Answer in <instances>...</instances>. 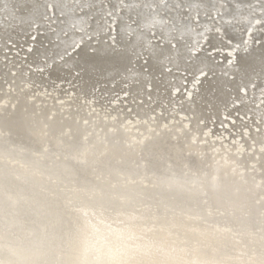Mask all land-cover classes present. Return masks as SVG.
<instances>
[{
  "label": "bare ground",
  "instance_id": "obj_1",
  "mask_svg": "<svg viewBox=\"0 0 264 264\" xmlns=\"http://www.w3.org/2000/svg\"><path fill=\"white\" fill-rule=\"evenodd\" d=\"M99 2L0 0V38L14 40L55 12L53 32L42 35L49 45L39 43L20 59L43 70L29 80L75 76L77 86L68 88L84 94L95 88L110 94L128 83L143 101L134 109L139 120L152 102L178 105L174 110L191 115L195 133L199 121L222 122L227 110L262 121L256 103L264 92L256 88H264V33L257 44L256 33L248 34L252 45L244 41L230 52L228 66L211 50L222 44L221 32L242 41L239 32L250 15L264 14V0H166L165 9L156 0L124 1L109 41L95 12ZM184 6L220 16L219 33L205 39L209 54L190 52L200 42L202 20L178 10ZM151 31L165 43L151 41ZM92 34L102 38L91 46L85 36ZM78 42L75 54L64 57ZM0 56V91L3 80L14 88L0 94V264H264V151L255 159L239 152L229 161L175 123L153 129L139 121L138 135L119 117L88 114L75 100L59 106L30 99L20 85L26 70L11 75L10 58ZM183 73L200 78L178 104L173 100L188 90Z\"/></svg>",
  "mask_w": 264,
  "mask_h": 264
},
{
  "label": "rangeland",
  "instance_id": "obj_2",
  "mask_svg": "<svg viewBox=\"0 0 264 264\" xmlns=\"http://www.w3.org/2000/svg\"><path fill=\"white\" fill-rule=\"evenodd\" d=\"M124 1H129V0H100V2L97 3L99 4V6L97 7L95 5L97 9L95 12L101 17L99 22H102L101 24L104 27V31L102 32L103 36L105 35V37L103 38L104 41H109V40H113L116 38L117 32L115 30V24H116L117 17L115 15L116 14L119 15L121 12H125L124 11L125 10ZM144 1L150 2L151 0H144ZM156 1H158L157 3H158V6L160 7L164 4L162 6V9H165L166 0H156ZM119 6H122V7L120 8ZM228 9L229 7L226 8V10ZM178 10L188 15V18L192 17L193 21H195L196 23H198L200 19L202 20V25L198 26L201 28L200 34L198 37V41L200 42L196 46V49H193L190 52L192 54H196L201 51H205L206 53H208V50L211 48H210V45L206 44L205 39L209 33H214V34L219 33V30H220L219 28L220 21H218L219 15H217V13H215L214 10H212L211 8H206V7L205 9H203V12L201 10L197 12L196 14H192L190 9L186 6L181 7L180 9L178 7ZM226 12L228 14V11H225V13ZM49 13L50 14L43 17V20L41 23H34L33 25H31L30 29L25 32L26 34L24 33L22 35L19 34V36L16 39L9 40V41H7L6 39L2 40L0 38V53L2 55L6 54V56L10 58V60L7 61V65L9 69L10 68L16 69V70H10L9 71L10 74L15 75L16 71L19 69L26 70V72L24 73L26 74L25 81L28 80L29 82L27 83L23 81L22 83L20 82V85H24L26 87L24 89L27 90V93L30 99L38 98L40 99L41 102L45 101L46 103H49L50 105L54 103V104H58L59 106L63 105L65 102H69L70 100H75L83 105L87 113L89 112L90 114H96V115L98 114L100 117H103V118L108 117L109 119L119 117L121 119L122 125L127 126V128H125L126 130H132L133 133L138 134V135L141 134V132L138 131L135 127L137 124H139V121H143V123H147V125L151 126L153 129H156L157 126L158 127H168V125H173L175 123L185 128L189 133L193 134L195 138L198 140L199 144H205L206 146H208L210 152H213V154L215 155H221V158L223 159L227 158L229 159V161H232L230 157H235V156L239 157V152L243 154H251L252 155L251 158L255 159L257 157V152L264 151V116H263L264 114V94H260L259 96H257L258 100L256 103V106L260 107V110H261L260 114L261 116H263L261 117L262 121L259 119L257 120V118H252L251 115H248V114L244 115L238 112H233V113L230 112L229 114L228 113L229 110H227V111H224L223 116H221L222 122H218L215 119H211V120L207 119L205 121H199L201 129L198 133L197 132L195 133L189 130L191 115L182 113V111L177 112L174 110L176 108H179L178 105H170V107H168L163 103L161 106L155 107L154 103L152 102V104L148 105L150 109L148 110L149 112L146 118L139 120L140 117L137 115L134 109L136 108L137 104H140L143 101L141 98L136 99L132 96L130 90L128 91V89L130 88H126L128 86V83H123L122 88H118V90L110 94L102 93L100 91L101 88H95L94 91H92L93 93L91 92L90 94H84V93H79L78 88H68L69 86L70 87L77 86L78 82L77 81L73 82L75 80L74 78L75 76H73L70 79L72 81H70V80H58L55 78H49L47 75L45 76L43 74V78L44 79L47 78L46 81L36 82L34 79L29 80V73L31 76L35 78H40L39 74H41L43 70L42 68L36 69V70H40V72L37 73V76H34L35 75L34 73H36L35 72L36 70L32 68L33 65L29 63L31 61L29 60L26 63L25 61H21L20 59L21 58L26 59V57L31 56V53H33L32 52L33 48L36 49L37 47H39L40 46L39 43L43 42V45L45 47L49 45V42L46 43L42 35L50 34L51 32H53L54 29H52L51 26L52 24H55L57 21L55 19V16L57 18L60 17V15L56 14L55 12L52 14V12L49 11ZM163 13L164 12L162 11V14ZM221 14L224 15V13H221ZM189 15H192V16H189ZM51 17L53 18V20ZM92 17L93 16H90V19H92ZM127 19L128 21L130 20L129 24H134L133 20L131 21L129 17ZM127 19H125L126 23L128 22ZM247 20H248L247 22L248 25L245 28L241 29V32H239L241 37H243L242 41L236 43V42L231 41L230 39L228 40L227 37L221 38L222 36L221 35L222 32H221L220 34H218V38L220 39L222 44H219L217 48L211 50L212 52H215L216 54L223 55L224 58H220L219 61L223 59L226 60L227 62L225 63V65L227 66L234 59V54L230 52H234L235 50H237L236 48L244 47L247 44L252 45L251 44L252 41L249 42L248 41L249 39L248 40L245 39L248 36V34L250 35L253 31L254 33H256L254 36L255 44H257L258 41L262 40V35L264 33V14L263 12L259 10L257 11V13H253L252 15H250V17ZM105 25L107 27H105ZM73 30L83 33V30L79 28H76V29L73 28ZM37 34L39 37L41 36L40 37L41 41L38 40L39 37H37ZM102 34L101 35L99 34L86 35L85 40L87 41L89 40L88 41L89 45L91 46L95 45L97 40L102 38ZM150 35L152 36L150 39L151 41H154L156 43L158 42L159 45H162L163 43H165L164 38L161 37L160 35L154 36V33L152 31L150 32ZM35 36L37 38H35ZM52 41L53 40H51V42ZM244 41H245V45H244ZM78 43L79 44H77L76 46H74V48L68 51L67 55H65L64 57L75 54L74 50H76V48L81 44V42H78ZM189 47L192 48L191 45ZM91 51H92V48H91ZM91 51L89 49V52ZM12 57L14 58L11 59ZM139 58H142V57H139ZM3 59L0 56L1 63L5 61V59L4 60ZM60 59L62 60L63 58H60ZM60 59H58V61H61ZM40 61L44 62L45 59L40 58L39 62ZM9 65L12 67H10ZM142 65L143 63L140 62L138 66H142ZM167 70H170V68H167ZM74 75H76V73ZM184 77L187 80L183 82V85H186L188 90L185 89V87H183L184 89L182 90L181 92L182 94L180 95V97L185 95V98L182 97L178 99L177 97V99L175 98V100H173L178 104L183 102L186 99V97H188L187 91L188 92L191 91L192 88H194L193 85L196 86L199 83L198 79L200 78V76H194L192 74H184ZM1 83L3 84L5 88H2V91H0L1 92L0 94L4 92H9V91L13 92L12 89L14 88H8L9 84L6 83L5 80L1 81ZM62 85L64 86L63 88L60 87ZM30 86L31 88H29ZM256 91H259V93L264 92V88L263 89L256 88ZM73 93L75 94L74 96H73ZM30 94H31V97H30ZM144 97L147 101L149 100L148 96H144ZM231 100H232V103L235 100L233 95H231ZM41 102H39L38 104H40ZM145 106L146 105H144V107ZM63 108H67V107L63 106ZM87 125L90 129H93L90 123H88ZM256 132L258 133L260 132L259 135L261 138L258 139L260 141L254 139L255 137L253 136V134ZM217 158L218 160L220 159V157H217ZM255 164H256L255 162L250 160L247 164L248 171H252L253 166Z\"/></svg>",
  "mask_w": 264,
  "mask_h": 264
}]
</instances>
